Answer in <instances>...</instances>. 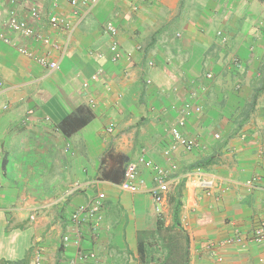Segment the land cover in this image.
<instances>
[{
	"label": "crops",
	"instance_id": "1",
	"mask_svg": "<svg viewBox=\"0 0 264 264\" xmlns=\"http://www.w3.org/2000/svg\"><path fill=\"white\" fill-rule=\"evenodd\" d=\"M72 1L0 0V29L33 4L45 22L54 12L74 24L56 71L28 55L47 49L40 42L0 41V264H34L37 248L44 264H264V242L251 240L264 229V0ZM174 127L198 143L173 151L177 174L206 163L223 184L207 196L183 183L157 205L140 165L144 187L121 191L142 156L169 167ZM101 193L99 229L75 224ZM236 232L242 242L227 245Z\"/></svg>",
	"mask_w": 264,
	"mask_h": 264
},
{
	"label": "built area",
	"instance_id": "2",
	"mask_svg": "<svg viewBox=\"0 0 264 264\" xmlns=\"http://www.w3.org/2000/svg\"><path fill=\"white\" fill-rule=\"evenodd\" d=\"M8 1L10 4L16 6L18 4H27L32 0ZM100 2L101 0H73L72 5L75 7L78 5H83L89 10H93ZM29 14V19H25L20 17L14 10H11L4 29H0V41L6 44H11L12 34H18L25 39L40 42L42 45H45L47 49L41 53L28 51V55L35 57L39 64L47 67L50 71L59 70L61 66V57L64 56L62 54H64L68 47V42L70 41L74 24L67 20L64 16L54 12L48 16L47 21L45 22L43 13L35 4L30 7ZM43 23L47 24L46 26L54 31V33L65 38V43L60 44L49 35H45V32L41 29ZM107 29L111 32L112 36L117 34L116 29L111 23L107 24ZM66 43L67 46H65ZM118 46V42H113V50L116 52L113 58L114 61H117L121 58L120 53L117 51ZM20 50L26 52L24 48H21ZM102 74L103 72L98 70L89 81H86L83 84V90L88 92L91 88V84L98 81ZM207 77L211 78V75H208ZM89 101L91 104L95 103V100L92 98H90ZM187 109L188 107L186 110ZM195 110L197 112H201L202 108L198 107L195 108ZM184 123L185 120L181 119L179 126H183ZM171 135L173 138V144L171 148L165 152V155L167 156V159L170 163L169 167L157 166L151 160L145 156H142L137 163L128 164L124 182L119 186L121 191L134 194L138 193L142 187H144L145 180L140 174V165H143L153 171L154 186H152L149 192L157 205H160L163 202L165 196L172 188L179 187L183 183H187L195 187L207 196H212L215 193L216 189H218L220 185L223 184V181L213 175L208 174L205 170L195 169L187 174H177L178 168L172 161L173 159L171 154L173 151H175L180 146L186 148L188 151H192L198 147V143L193 139L185 137L178 127H174L171 130ZM218 137L219 135H216V138ZM252 182L254 185L260 184V178L253 179ZM254 185H249V187ZM80 189L81 187L79 185H75L74 187L67 190V192L64 194V197L69 198L73 194L77 193ZM104 200L105 195L103 193L99 194L89 205L76 209L71 215V220L79 226L88 224L92 226L96 232L104 221ZM242 238L243 237L236 232V236L228 239L226 244L233 245L236 243H241ZM246 239L248 238H245V240ZM251 240L256 243H263L264 229L258 228L253 231ZM71 243L72 241L70 236L63 237V246L65 248L71 246ZM80 256L82 257L83 254L80 253ZM87 259L90 261L97 260L94 254L88 256ZM34 264H44L42 253L39 248L35 250Z\"/></svg>",
	"mask_w": 264,
	"mask_h": 264
},
{
	"label": "trees",
	"instance_id": "3",
	"mask_svg": "<svg viewBox=\"0 0 264 264\" xmlns=\"http://www.w3.org/2000/svg\"><path fill=\"white\" fill-rule=\"evenodd\" d=\"M207 166H208V164H198L197 165V167H195V169H203V170H205L206 168H207ZM194 169V170H195ZM193 171V170H192ZM179 189H180V187H179ZM178 193H180V190H179V192ZM180 195V194H179ZM181 207H182V204L180 203V202H178V205H177V207H176V211H175V216L176 217H178V215H179V213H180V209H181ZM176 223H177V219H176ZM142 254V253H141ZM8 264H11V263H8ZM14 264H17V263H14Z\"/></svg>",
	"mask_w": 264,
	"mask_h": 264
}]
</instances>
